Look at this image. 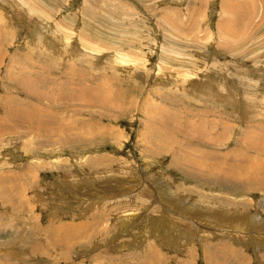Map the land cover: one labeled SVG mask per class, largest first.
<instances>
[{
    "label": "rangeland",
    "instance_id": "1",
    "mask_svg": "<svg viewBox=\"0 0 264 264\" xmlns=\"http://www.w3.org/2000/svg\"><path fill=\"white\" fill-rule=\"evenodd\" d=\"M260 174L264 0H0V264H264Z\"/></svg>",
    "mask_w": 264,
    "mask_h": 264
},
{
    "label": "bare ground",
    "instance_id": "2",
    "mask_svg": "<svg viewBox=\"0 0 264 264\" xmlns=\"http://www.w3.org/2000/svg\"><path fill=\"white\" fill-rule=\"evenodd\" d=\"M20 79V78H19ZM34 99H36V98H34ZM37 101L39 100V99H36ZM94 102V101H93ZM93 102H91L92 104H95V103H93ZM98 102H99V100H98ZM101 102V101H100ZM18 104V105H17ZM19 104H21L22 105V102L19 100V101H17V103H16V105L17 106H19ZM99 104H101V103H99ZM20 105V106H21ZM29 105V104H28ZM26 109V108H25ZM17 111H23V110H21V108L20 109H17ZM11 112V115H12V117H13V115H15V112H13V111H11V109H9V112L8 113H10ZM24 112V111H23ZM27 114V113H26ZM17 116V115H16ZM19 116V115H18ZM31 116V115H30ZM33 117V116H32ZM36 117V116H35ZM14 118V117H13ZM21 118V117H20ZM24 118V117H23ZM31 118V117H30ZM2 119V118H1ZM27 119V118H26ZM33 120V119H32ZM14 121V120H13ZM25 121V120H24ZM27 121V120H26ZM20 122H22L23 123V121H20ZM2 123V122H1ZM12 124V123H11ZM27 124V123H26ZM160 138V137H159ZM162 141V140H161ZM158 144V143H157ZM163 144V143H162ZM252 144V143H251ZM258 151V150H257ZM161 153V152H160ZM172 153V152H171ZM258 154H260L259 152H258ZM180 158V160H182V162L184 163L185 162V166L187 165L188 167H190V169L191 168H197L198 170L197 171H194L195 173H198L200 176H206V177H209L210 179H212V177H214V178H216V179H218V178H220V179H222V178H224V179H226V180H231L232 181V183H234L235 181H241V182H243L244 181V177H247V173H252V171H254L255 169L253 168H251L252 170H249V168H245V169H243L241 172H240V170H239V173L237 172V174H235L236 172H234L233 170H229L228 168H225V166L223 167V164L221 165V163H218V162H214L213 164H212V162H210L211 164H210V167H208L207 169L206 168H203L202 166H207V165H205V164H203L202 163V161L200 160V161H197L198 159H190V160H187L186 159V157H184V155H183V153L181 152V153H179V154H176L175 156H174V159H173V163L174 164H176L177 163V161H178V159ZM209 163V162H208ZM179 165V164H178ZM238 166H240V165H238ZM225 168V169H224ZM227 169V170H226ZM193 171V170H192ZM235 171H237V170H235ZM256 171V170H255ZM191 172V171H190ZM193 172V173H194ZM257 172V171H256ZM233 173V174H232ZM254 173V172H253ZM260 173V172H259ZM249 175V174H248ZM257 175H258V172H257ZM261 175V174H260ZM192 176V175H191ZM261 176H263V175H261ZM199 177V176H198ZM250 177V176H249ZM208 178V179H209ZM251 178H253L254 179V175H253V177H251ZM257 178V177H256ZM255 178V179H256ZM259 178V177H258ZM257 178V179H258ZM263 178H264V176H263ZM248 179V178H247ZM250 179V178H249ZM256 179V180H257ZM252 180V179H251ZM245 181H247V180H245ZM249 181V180H248ZM250 182V181H249ZM259 182V181H258ZM257 182V183H258ZM246 183V182H245ZM250 183H252V182H250ZM255 183V182H254ZM253 183V184H254ZM260 183V182H259ZM258 183V184H259ZM263 184H264V182H262ZM248 184V183H247ZM257 184V185H258ZM256 185V184H255ZM261 185V184H260ZM252 186V185H251ZM249 187V186H248ZM262 187H264V185H262ZM257 188V187H256ZM1 194L3 193L2 191L0 192ZM140 203V202H139ZM68 243H66L65 245H67Z\"/></svg>",
    "mask_w": 264,
    "mask_h": 264
}]
</instances>
